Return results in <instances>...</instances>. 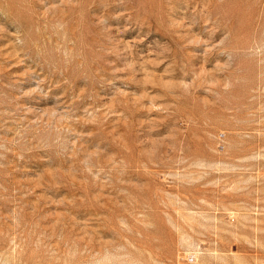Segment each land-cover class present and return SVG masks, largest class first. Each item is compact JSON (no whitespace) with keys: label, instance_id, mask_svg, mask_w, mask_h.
<instances>
[{"label":"rangeland","instance_id":"1","mask_svg":"<svg viewBox=\"0 0 264 264\" xmlns=\"http://www.w3.org/2000/svg\"><path fill=\"white\" fill-rule=\"evenodd\" d=\"M0 264H264V0H0Z\"/></svg>","mask_w":264,"mask_h":264}]
</instances>
